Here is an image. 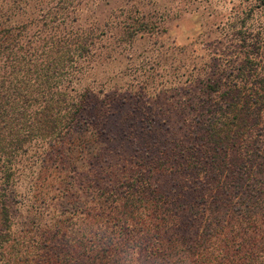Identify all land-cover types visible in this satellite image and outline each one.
<instances>
[{"label": "rangeland", "instance_id": "rangeland-1", "mask_svg": "<svg viewBox=\"0 0 264 264\" xmlns=\"http://www.w3.org/2000/svg\"><path fill=\"white\" fill-rule=\"evenodd\" d=\"M10 71L51 117L0 153V264L98 250L161 211L182 239L264 221V0H0Z\"/></svg>", "mask_w": 264, "mask_h": 264}, {"label": "trees", "instance_id": "trees-1", "mask_svg": "<svg viewBox=\"0 0 264 264\" xmlns=\"http://www.w3.org/2000/svg\"><path fill=\"white\" fill-rule=\"evenodd\" d=\"M20 72L10 71L7 77H0V153L7 157L18 152L24 142V138H20L15 132L17 126L30 131V128L44 115L45 121H49L48 118L51 117L50 107L46 101H42L46 105H42L40 111L32 113L29 110L31 103L39 102V99L34 98L32 83L34 84L35 81L28 76H21ZM38 86L44 98V91L41 85ZM50 123L55 129L56 121L53 119ZM243 218L244 216L239 220L245 221L246 219ZM169 220L173 222V217L170 216ZM239 220H236L237 222L231 220L232 225L235 222L239 224ZM139 222V220L136 222L135 219H127V226L131 224L133 227L128 228L125 234L102 236L106 241L102 243L104 246L101 249L82 251L84 242L77 240L78 246L69 247L68 250L62 247L58 249L59 253L52 249L41 256L43 260L33 264H67L63 258L68 257L71 259L85 257L92 260L91 264H134L132 259L129 263L127 261L130 253L139 254L140 257L145 256L148 264H264V232L261 231L264 227L263 220H248L242 233L243 238L237 234L227 233L226 229L219 231L217 228L196 237L183 236V239L178 233L168 235L171 222L168 221L164 211H161L160 220L155 215H150L143 224ZM138 227H142V230L138 229L140 234L135 233L134 228ZM73 240L70 241H76ZM132 243L135 244L134 246H141L142 243L146 246L134 252V248L133 251L128 248ZM13 264L23 263L19 261ZM69 264H77V261H71Z\"/></svg>", "mask_w": 264, "mask_h": 264}]
</instances>
